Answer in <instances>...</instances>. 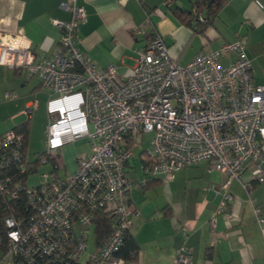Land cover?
Segmentation results:
<instances>
[{
  "label": "built area",
  "instance_id": "obj_1",
  "mask_svg": "<svg viewBox=\"0 0 264 264\" xmlns=\"http://www.w3.org/2000/svg\"><path fill=\"white\" fill-rule=\"evenodd\" d=\"M58 5L70 17L50 19L60 37L48 58L37 57L18 35L0 32V66L25 69L47 95L43 153L29 161L22 133L10 128L0 134V191L27 199L25 215L4 219L1 262L125 264L115 253L136 214L126 165L142 145L146 180L169 182L182 168L202 162L225 176L213 188L219 200L212 227L233 199L231 180H239L245 190L253 182L264 185V85L253 81L242 41L202 50L180 64L162 35L153 31L144 45L134 48V65L124 77L115 63L98 67L77 47L78 27L86 21L84 7L77 0H59ZM148 29L145 20L132 33L145 35ZM229 56L226 64L220 62ZM16 96L4 94L6 99ZM38 104L36 97L28 101L23 110L27 118ZM80 139L89 150L76 156L73 171L60 176L61 148ZM39 164L53 170L28 185L24 175L37 171ZM253 213L264 238L263 208L254 206ZM101 215L110 220L111 232L87 253L90 228ZM180 230L186 238L188 229L182 225ZM175 264H192L187 244L175 251Z\"/></svg>",
  "mask_w": 264,
  "mask_h": 264
},
{
  "label": "crops",
  "instance_id": "obj_2",
  "mask_svg": "<svg viewBox=\"0 0 264 264\" xmlns=\"http://www.w3.org/2000/svg\"><path fill=\"white\" fill-rule=\"evenodd\" d=\"M86 11V21L77 30V47L98 67L117 65L120 76H128L134 65V48L144 45L153 31L162 35L172 56L180 64L198 52L212 50L223 43L240 40L252 65V78L264 85V0H226L212 24L203 33L185 26L173 14L175 9L195 13L191 0H77ZM59 0H0V32L21 37L37 57L52 56L60 33L50 21L68 19ZM205 18L204 13L198 17ZM148 20L145 35L134 36L132 28ZM232 56L220 60L226 64ZM25 72V74H24ZM5 92L17 95L6 99ZM46 92L38 80L27 78L25 69L0 66V134L30 120L23 113L28 101ZM39 105V104H38ZM86 143V142H85ZM135 154V152H134ZM127 163L133 182L129 192L135 209L130 236L138 246L136 257L126 264H175V251L183 244L192 249V264H264V238L253 207L264 211V185L251 183L245 190L233 179L228 191L233 199L224 213L210 224L218 197L213 188L225 176L209 170L202 162L184 167L173 180H146L141 150ZM75 169L72 166L71 171ZM247 173L243 179H247ZM188 229L181 235L180 227ZM1 262V261H0Z\"/></svg>",
  "mask_w": 264,
  "mask_h": 264
},
{
  "label": "trees",
  "instance_id": "obj_3",
  "mask_svg": "<svg viewBox=\"0 0 264 264\" xmlns=\"http://www.w3.org/2000/svg\"><path fill=\"white\" fill-rule=\"evenodd\" d=\"M226 0H191V7L194 8L195 13H191L188 10L175 9L173 14L178 18L185 26L191 28L196 32L203 33L208 24H212L213 20L217 17L219 10L223 6ZM201 13H204L205 18L202 21L198 20ZM29 119L22 124L15 126L13 129L23 134V152L27 147V139L29 135ZM41 153H36V155ZM37 168V167H36ZM51 170L52 167H51ZM36 172V171H35ZM33 172V173H35ZM32 173L24 175V180ZM130 199V198H129ZM27 199L23 194H18L16 198H11L10 194L0 191V250L2 256L6 250V225L4 219L8 216L21 217L27 213L26 209ZM96 232V246L102 245L109 237L111 232L110 220L101 215L93 224ZM138 246L133 238L130 236V232L126 235L123 244L116 251V255L123 258L125 264L133 260L137 255Z\"/></svg>",
  "mask_w": 264,
  "mask_h": 264
},
{
  "label": "rangeland",
  "instance_id": "obj_4",
  "mask_svg": "<svg viewBox=\"0 0 264 264\" xmlns=\"http://www.w3.org/2000/svg\"><path fill=\"white\" fill-rule=\"evenodd\" d=\"M25 74V72H24ZM47 99V95H41L39 99L38 108L33 111V115L30 120V128L29 135L27 139V147L25 150V155L27 160H33L36 157V153H43L45 150V126L47 124V116L45 111V102ZM144 145L136 148L135 151V159L139 161L138 154L139 150L142 149ZM89 150V145L85 143L84 140H76L72 143H69L61 148V152L59 155V163L63 166L58 170V174L60 176H64L69 173L72 166L75 165V158L78 154L87 152ZM65 165V167H64ZM51 170L50 164H39L37 166V171L32 173L28 177V185L37 184L41 177L39 176L42 172H47ZM96 232L94 226L92 225L90 228V235L87 241V253L93 252L96 248ZM86 253V254H87ZM2 256V252L0 250V258ZM0 264H6L5 262H0Z\"/></svg>",
  "mask_w": 264,
  "mask_h": 264
}]
</instances>
